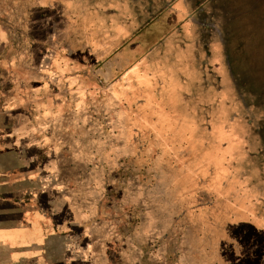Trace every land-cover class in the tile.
Returning <instances> with one entry per match:
<instances>
[{
    "label": "rangeland",
    "instance_id": "374dc122",
    "mask_svg": "<svg viewBox=\"0 0 264 264\" xmlns=\"http://www.w3.org/2000/svg\"><path fill=\"white\" fill-rule=\"evenodd\" d=\"M221 2L0 0L8 132L87 218L68 264H264V0Z\"/></svg>",
    "mask_w": 264,
    "mask_h": 264
},
{
    "label": "crops",
    "instance_id": "0c3cea01",
    "mask_svg": "<svg viewBox=\"0 0 264 264\" xmlns=\"http://www.w3.org/2000/svg\"><path fill=\"white\" fill-rule=\"evenodd\" d=\"M176 2L177 21L196 18L193 7ZM15 110L0 90V264H68L71 250H82L76 239L86 234L87 218L60 191L58 199L50 192L44 168L25 166L21 140L8 132Z\"/></svg>",
    "mask_w": 264,
    "mask_h": 264
},
{
    "label": "flooded vegetation",
    "instance_id": "af4514ba",
    "mask_svg": "<svg viewBox=\"0 0 264 264\" xmlns=\"http://www.w3.org/2000/svg\"><path fill=\"white\" fill-rule=\"evenodd\" d=\"M184 4H186V6H189L190 9L193 7V9L197 8L198 6V0H182ZM191 5V6H190ZM177 15V14H176ZM189 19L188 20H184L187 24L193 26L198 24V19L194 18L191 16V14H188ZM176 22V21H175ZM180 22L177 23V25H179ZM181 24V23H180Z\"/></svg>",
    "mask_w": 264,
    "mask_h": 264
},
{
    "label": "trees",
    "instance_id": "16d2710c",
    "mask_svg": "<svg viewBox=\"0 0 264 264\" xmlns=\"http://www.w3.org/2000/svg\"><path fill=\"white\" fill-rule=\"evenodd\" d=\"M223 1H224V0H222V2H223ZM222 2H221V3H222ZM216 7H217V6H215V7L212 6L211 9H214V11H216V9H215ZM231 71H232V70H231Z\"/></svg>",
    "mask_w": 264,
    "mask_h": 264
}]
</instances>
